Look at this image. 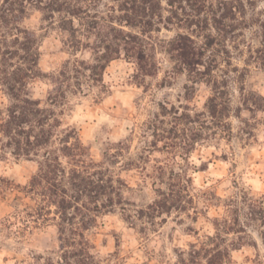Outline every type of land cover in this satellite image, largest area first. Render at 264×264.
I'll list each match as a JSON object with an SVG mask.
<instances>
[{"label": "rangeland", "instance_id": "374dc122", "mask_svg": "<svg viewBox=\"0 0 264 264\" xmlns=\"http://www.w3.org/2000/svg\"><path fill=\"white\" fill-rule=\"evenodd\" d=\"M253 1L226 43L219 37L214 46L217 73L232 77V132L217 130L213 137L202 114L210 88L177 72L164 50H156L154 75L142 74L133 60L121 56L99 79L81 76L77 88L72 68L77 60L93 61L91 48L74 49L58 15L51 20L46 11L29 6L22 26L36 33L41 53V74L31 93L47 105L58 80L65 79L61 71L69 72L63 127L77 130L89 155L114 178L116 204L89 233L100 264H203L205 249L215 245H229L225 264H264L263 228L249 207L264 197V107L248 110L240 92L244 82L250 99L264 105L259 96H264V54L257 52L264 0ZM94 3V9L106 12L105 4L116 2ZM183 30L164 27L161 35L171 38ZM82 39L92 43L94 35ZM8 102L0 86V105ZM182 113L199 121L184 122L177 116ZM38 169V156H16L0 145V264H45L60 253L56 221L37 222L32 216L35 203L26 187ZM171 190L194 201L153 217L150 204ZM139 209L145 211L142 218Z\"/></svg>", "mask_w": 264, "mask_h": 264}, {"label": "trees", "instance_id": "16d2710c", "mask_svg": "<svg viewBox=\"0 0 264 264\" xmlns=\"http://www.w3.org/2000/svg\"><path fill=\"white\" fill-rule=\"evenodd\" d=\"M114 1L105 4L108 11L100 12L94 9L97 5L94 0H0V86L9 98L8 103L0 105V145L11 148L16 156L39 157V169L26 187L35 203L36 214L32 216L37 222L56 221L61 241L58 257H48L45 264H100L89 233L103 211L116 204L118 193L108 168L89 155L79 132L63 127L61 115L69 103L66 87L72 88L68 83L69 72L61 71L65 79L58 80L47 105H42L31 93L32 81L41 74V53L36 33L22 26L29 6L46 11L51 20L58 15L60 27L69 33L74 49L91 48L93 61L77 60L72 68L77 74L74 76L78 79L77 88L81 87V76L97 80L108 63L121 56L133 60L142 74L154 75L158 69L156 50L161 49L169 54L177 72L210 88L206 112L202 114L207 116L205 123L211 137L217 130L232 132L229 121L232 77L229 73H217L220 67L214 46L219 37L220 42L226 43L239 16H246L254 1ZM176 25L185 30L171 38L161 35L164 27L172 30ZM259 29L262 46L257 52L264 54V17ZM92 35V43L83 42V36ZM240 92L248 110L264 107L263 103L250 99L244 82ZM259 96L264 100L263 95ZM177 116L188 123L199 121L190 119L187 113ZM177 176L183 179L182 174ZM176 196L174 190L163 192L149 206L156 212L152 216L187 208L186 203L194 201L193 197L186 200ZM249 207L251 217L261 223L264 241V197ZM144 215L143 209L137 210L139 218ZM229 250V245L205 249L203 264H225Z\"/></svg>", "mask_w": 264, "mask_h": 264}]
</instances>
